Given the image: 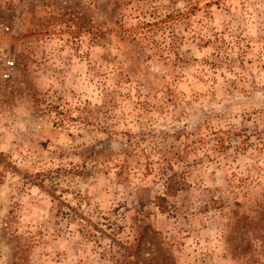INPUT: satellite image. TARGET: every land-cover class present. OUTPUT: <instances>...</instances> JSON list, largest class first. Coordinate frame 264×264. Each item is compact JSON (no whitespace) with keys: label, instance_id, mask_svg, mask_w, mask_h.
Masks as SVG:
<instances>
[{"label":"rangeland","instance_id":"1","mask_svg":"<svg viewBox=\"0 0 264 264\" xmlns=\"http://www.w3.org/2000/svg\"><path fill=\"white\" fill-rule=\"evenodd\" d=\"M1 24L0 264H264V0H0Z\"/></svg>","mask_w":264,"mask_h":264},{"label":"trees","instance_id":"2","mask_svg":"<svg viewBox=\"0 0 264 264\" xmlns=\"http://www.w3.org/2000/svg\"><path fill=\"white\" fill-rule=\"evenodd\" d=\"M150 139H153L154 136L153 135H148L147 136ZM129 140L124 143L125 145L122 146L120 148L121 152L123 153V155H129L131 148L133 147H139V144L144 141V136L142 137H138L135 135H130ZM165 139V138H164ZM224 139L222 138H218V142L220 147L223 145L222 141ZM97 147H91L89 154L86 155V158H90L91 161H95L96 156H99L101 153H105L107 152L108 146H102L99 150H95ZM110 148V147H109ZM111 149V148H110ZM109 149V150H110ZM165 152L161 151V148L157 145L156 146V151H154V153H142V157L144 159V174L146 175H153L155 178L157 179H161L163 177H165L164 179V184H165V197H172L175 194H177V192L180 190V188H182L181 184L179 183V181L175 180V177L173 175H168V170H170L172 168V166L170 165V160L167 159L166 157H164ZM152 156H156L157 159H152ZM158 200L160 201H164L165 198L163 197H159Z\"/></svg>","mask_w":264,"mask_h":264},{"label":"built area","instance_id":"3","mask_svg":"<svg viewBox=\"0 0 264 264\" xmlns=\"http://www.w3.org/2000/svg\"><path fill=\"white\" fill-rule=\"evenodd\" d=\"M0 30L8 31V27L0 25ZM14 69V61L7 56H0V81H6Z\"/></svg>","mask_w":264,"mask_h":264}]
</instances>
